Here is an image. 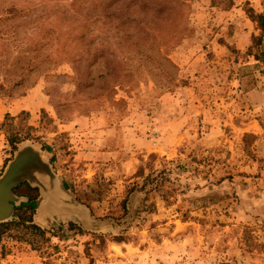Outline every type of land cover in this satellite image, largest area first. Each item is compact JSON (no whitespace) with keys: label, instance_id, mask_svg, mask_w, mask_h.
Returning a JSON list of instances; mask_svg holds the SVG:
<instances>
[{"label":"rangeland","instance_id":"obj_1","mask_svg":"<svg viewBox=\"0 0 264 264\" xmlns=\"http://www.w3.org/2000/svg\"><path fill=\"white\" fill-rule=\"evenodd\" d=\"M226 1L171 5L151 47L167 86L73 22L88 1L0 0V175L32 146L63 208L41 192L45 240L1 236L0 264H264V0Z\"/></svg>","mask_w":264,"mask_h":264},{"label":"trees","instance_id":"obj_2","mask_svg":"<svg viewBox=\"0 0 264 264\" xmlns=\"http://www.w3.org/2000/svg\"><path fill=\"white\" fill-rule=\"evenodd\" d=\"M76 1V0H75ZM78 1V0H77ZM89 4L81 8V4L77 5L74 14H71L70 18L75 22L82 18L85 24L88 20H93L94 23H101L102 27L106 29V36L102 37L103 41L107 38L118 39L114 44L118 47L120 44L130 47L129 51L125 52L122 60L132 61L138 59L141 64L147 68V73L154 80V75H159L160 69L158 66L163 65L166 69L164 85L170 86L175 82V66L169 61L164 54L156 53L157 57H154L152 48L155 46V38L158 37L157 32H161L160 29L163 21L168 15V11L171 9V5H181L183 0H85ZM230 5V0L226 1V6ZM248 18L252 22H256L258 29H263V16L253 15L252 11H248ZM86 28V27H85ZM157 33V35L155 34ZM84 35L81 33L76 40L79 41L82 50L87 51L89 44H86L83 40ZM262 35L251 37V42L254 45H260ZM98 46L102 45V42ZM148 41V43H147ZM147 46V47H146ZM97 51L98 48H97ZM87 54V53H86ZM156 62V66H150V62ZM255 60H258L256 57ZM140 64V65H141ZM161 67V66H160ZM150 68V69H149ZM162 68V67H161ZM137 69L134 67L132 70ZM124 72L123 78H129L131 76L130 69H122ZM19 139L9 138V145L14 148L15 143H18ZM12 193L15 196L23 197L25 200L13 206L12 217L9 221L0 223V237L5 236L12 240L23 241L31 246L32 250L35 249L33 241H26V237H31L45 240V231L40 229L33 223L32 216L37 207L38 189L36 187H30L26 182L12 189ZM127 197V196H126ZM126 197L121 201V208L124 210V203ZM69 225L73 226L69 223ZM101 242L102 238L100 239ZM114 240V238H113ZM115 241L119 242L121 239Z\"/></svg>","mask_w":264,"mask_h":264},{"label":"water","instance_id":"obj_3","mask_svg":"<svg viewBox=\"0 0 264 264\" xmlns=\"http://www.w3.org/2000/svg\"><path fill=\"white\" fill-rule=\"evenodd\" d=\"M40 153L32 146L19 147L13 154L0 175V223L9 221L12 217L13 206L20 200L12 193V189L23 182L30 187H36L41 193L39 186L30 182L33 169H40L46 177L52 181L48 163ZM53 183V182H52Z\"/></svg>","mask_w":264,"mask_h":264},{"label":"crops","instance_id":"obj_4","mask_svg":"<svg viewBox=\"0 0 264 264\" xmlns=\"http://www.w3.org/2000/svg\"><path fill=\"white\" fill-rule=\"evenodd\" d=\"M88 142L90 143V141H88ZM92 142L96 143L97 141L94 140ZM38 199H39V203H37V207H36L35 211L38 209L40 201L42 200L41 193H39ZM38 199H37V201H38ZM45 200H46V202L44 203V211H42L43 214L45 213V214L48 215L50 212L51 213H57V212H60L61 209H63V208L60 207V205L57 202V199L55 198V195H53V193H48V195L45 196ZM41 208L42 207H41V204H40V209ZM65 211H68L73 217H76V218L79 219L78 215L74 212L73 209L71 210V209L67 208V209H65ZM34 214H33V217H34ZM45 219H46V216L44 217V220Z\"/></svg>","mask_w":264,"mask_h":264},{"label":"bare ground","instance_id":"obj_5","mask_svg":"<svg viewBox=\"0 0 264 264\" xmlns=\"http://www.w3.org/2000/svg\"><path fill=\"white\" fill-rule=\"evenodd\" d=\"M26 145H28V144H23L21 147L26 146ZM32 173H33L32 176H30L28 180H30L31 183L36 184L37 186H39L42 194L44 195L43 197L47 196L48 193L53 191L54 184L52 183L51 180H49L45 176L46 173L44 174L42 172V170H40V169H38V170L37 169H33Z\"/></svg>","mask_w":264,"mask_h":264},{"label":"built area","instance_id":"obj_6","mask_svg":"<svg viewBox=\"0 0 264 264\" xmlns=\"http://www.w3.org/2000/svg\"><path fill=\"white\" fill-rule=\"evenodd\" d=\"M149 138L152 140V139H154L155 137H156V135L154 134V133H149Z\"/></svg>","mask_w":264,"mask_h":264},{"label":"flooded vegetation","instance_id":"obj_7","mask_svg":"<svg viewBox=\"0 0 264 264\" xmlns=\"http://www.w3.org/2000/svg\"><path fill=\"white\" fill-rule=\"evenodd\" d=\"M51 193V192H50ZM49 197V196H48Z\"/></svg>","mask_w":264,"mask_h":264}]
</instances>
